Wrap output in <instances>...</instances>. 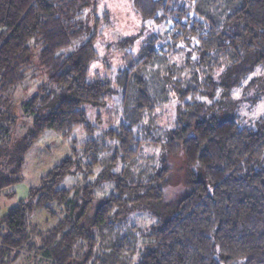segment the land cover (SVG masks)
<instances>
[{"label":"trees","instance_id":"trees-1","mask_svg":"<svg viewBox=\"0 0 264 264\" xmlns=\"http://www.w3.org/2000/svg\"><path fill=\"white\" fill-rule=\"evenodd\" d=\"M97 1L0 0V92L41 74L46 81L24 103L32 125L25 144L16 149H3L15 119L0 102V187L20 180L24 151L46 129L63 137L78 126L92 130L96 126L85 105L105 107L111 99L109 79L88 78L99 57L95 41L101 20L90 16ZM132 4L163 30L147 40L131 67L154 62L161 52L182 53L176 72L167 74L180 99L174 124L164 128V141L139 134V127H151L164 110L158 112L157 95L137 77L123 94L124 119L86 141L91 158L85 163L62 158L42 176L41 185L32 187L28 200L2 212L0 207V264H12L21 255L24 264H264V127L217 116L236 102L235 88L246 94L264 87V0ZM135 40L132 35L120 41L130 61L134 54L128 48ZM50 84L67 94L52 98ZM105 137L113 139L114 154L106 150L111 143ZM143 141L161 142L162 157L150 155L144 165ZM180 154L185 188L169 198L168 158ZM117 160L133 165L129 177L126 167L114 169ZM81 170L98 178L57 186L65 175ZM146 206L159 214L155 221L127 223L131 213ZM34 208L47 212L51 221L30 222Z\"/></svg>","mask_w":264,"mask_h":264},{"label":"rangeland","instance_id":"rangeland-1","mask_svg":"<svg viewBox=\"0 0 264 264\" xmlns=\"http://www.w3.org/2000/svg\"><path fill=\"white\" fill-rule=\"evenodd\" d=\"M91 18L98 15L101 20L99 32L101 34L95 41V46L98 49L99 57L91 63L88 74L89 79L97 76L107 78L111 81L114 88L111 99L105 107H92L89 104L85 105V110L91 125L96 127L92 130L85 126L76 127L68 137H63L54 129H46L40 137L31 142L30 146L24 151V162L21 171V178L18 181L0 187V207L1 212L5 211L9 206L17 204L20 200H28L32 187L41 185V178L47 174L49 170L58 164L62 158L71 156L81 163H85L87 158H91L90 152L86 151V141L91 138H100L104 129L110 126H116L119 121L124 119L125 106L123 104V94L125 89L132 87L135 79H144L153 94H156L159 99L157 107L158 112L164 110L159 119L150 120L152 126L147 128L142 125L140 135L147 137H158L164 141V128L174 124L180 99L171 90L172 81L167 80V74L176 72L177 66L182 63V53L172 55L170 52L163 53L154 62L151 63H136L134 67L131 65L139 61L143 55L142 47L147 44V40L156 32L162 31L163 26L158 24H149L141 14L133 7L132 0H98L93 5ZM93 13V16H92ZM108 14L107 20L104 15ZM96 14V15H95ZM93 20V18H92ZM135 35V42L128 49H132L134 60L130 61L125 58L124 50L120 46V41L126 37ZM137 35V37H136ZM81 43V40L74 42L71 46L65 49L66 52L71 51L75 46ZM132 62V63H131ZM254 75L251 74L249 78ZM171 76V75H170ZM173 76H178L173 74ZM45 77L41 74L35 80L27 81L24 84L10 88L5 92H0V102L3 108L8 110V113L14 117V132L11 134L9 144H5L3 149L18 147L25 144L28 137L30 127L32 125V115L25 108V102L31 98L35 92L40 91L39 86L46 83ZM127 82V86H125ZM245 83V81H244ZM48 90L51 91V96L54 99H59L65 96L60 89L55 91V86L50 84ZM220 90V88H219ZM234 101L233 106L227 107L224 112H219V118L237 116L242 120L243 124L250 125L254 128L264 127V87L254 92L248 91L246 94L237 87L232 94ZM44 107L41 109L43 110ZM155 115V114H154ZM171 118V121L165 119ZM125 119H128L125 117ZM138 127V126H137ZM136 127V129H137ZM149 129V130H148ZM149 132L148 134H145ZM107 143H111L110 148L113 149V139L105 137ZM115 145V144H114ZM15 147V149H16ZM115 149L111 154H114ZM8 151H10L8 149ZM141 159L144 165H147L150 160V155H153L156 160L163 155L162 144L158 141H143L141 148ZM154 159V160H155ZM155 160V161H156ZM172 169V184L168 189V197L171 198L174 193L185 188L184 184V157L183 155L169 156L168 158ZM159 165V163H156ZM126 167V163L117 160L114 165L116 171ZM133 165H127L125 174L129 177V172ZM1 171L5 174L9 170L2 166ZM83 178L95 181L98 174H85L83 170L77 173H69L65 175L57 184L58 187H71ZM78 180V181H77ZM167 197V198H168ZM155 203L151 204L152 206ZM29 221L32 223L45 222L47 218H51L43 209L34 208L30 213ZM159 214L155 213L153 207L146 206L131 213L127 223H137L147 225L157 219ZM24 256L21 255L12 264H24L26 262Z\"/></svg>","mask_w":264,"mask_h":264}]
</instances>
